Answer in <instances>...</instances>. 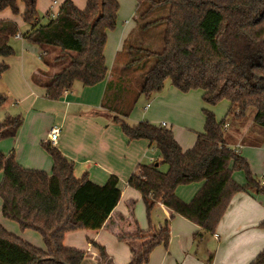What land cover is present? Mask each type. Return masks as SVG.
<instances>
[{
    "label": "trees",
    "instance_id": "obj_1",
    "mask_svg": "<svg viewBox=\"0 0 264 264\" xmlns=\"http://www.w3.org/2000/svg\"><path fill=\"white\" fill-rule=\"evenodd\" d=\"M19 2L24 3L22 17L30 27L21 34L16 22L0 20V58L15 54L12 39L18 34L37 44L44 51L46 65L58 68L44 83L51 99H59L76 82L93 86L107 78L105 47L109 31L117 26L119 0H87L85 8L64 0L46 24H40L38 0H0V11L10 8L17 14ZM137 2V11L146 6L142 18L158 9L157 18L142 23L141 29L165 23L161 48L137 47L141 52L135 57L130 47L127 54L133 58L125 65L141 64L149 57L155 61L143 72L133 96L112 87L104 104L117 112L115 121L129 139H147L161 152L160 160L140 164L128 180V185L141 193L149 224L141 228L136 223L135 233L120 235L130 244L129 264H146L154 248L168 245L170 240L168 221L160 226L151 222L157 203L198 224L199 242L215 233L236 193H264L263 181L252 173L248 160L228 144L225 133L227 122H242L250 115L256 126L264 129V0ZM54 48L59 52L52 59L49 54ZM8 69L9 64L1 61L0 78ZM168 78L182 92L201 90L207 105L203 109L204 130L186 150L172 129L149 120H127L139 97L162 90ZM115 82L122 84V80ZM223 99L230 106L227 115L218 120L213 107ZM7 101L8 96L0 94V106ZM23 122V115L7 114L0 121V141L15 137ZM42 145L53 161L50 173L25 168L14 152L0 151L2 214L16 220L23 230L38 231L45 243V247H37L0 223V264H88L90 254L66 246V234L103 227L121 199L119 178L111 175L106 183L98 184L87 175L77 177L74 162L58 147L49 141ZM163 164L166 170L161 169ZM238 170L245 172V184L234 180ZM198 181L204 184L191 201L177 195L178 186ZM259 227L264 229V221ZM92 245L98 249L96 264H114L103 245L95 241ZM212 260L213 255L207 264ZM249 264H264V250Z\"/></svg>",
    "mask_w": 264,
    "mask_h": 264
},
{
    "label": "crops",
    "instance_id": "obj_2",
    "mask_svg": "<svg viewBox=\"0 0 264 264\" xmlns=\"http://www.w3.org/2000/svg\"><path fill=\"white\" fill-rule=\"evenodd\" d=\"M74 3L80 8H85L87 0L80 1V6L77 2ZM3 17L1 16L0 20L10 19H2ZM125 22L129 23V20ZM133 31L134 27L129 30L122 27L119 32H115V29L109 31L105 47L109 71L105 80L93 86L76 82L59 99L47 97L44 86L58 70L57 66L46 65L42 57L44 51H40L38 59L30 55L22 35L19 37L23 41L22 51L5 59L0 58V62L9 64V69L0 78V94L8 96V101L0 106V120L7 114H21L24 117L16 136L0 141V151L8 154L14 152L17 161L25 168L50 173L53 161L42 143L48 141L50 127L58 125L61 132L54 146L74 162L77 177L87 175L98 184L106 183L111 175L119 178L122 195L118 205L102 228L88 229L92 233L85 234L88 247L85 251L93 254H90L88 264H96L99 258L98 249L92 245L93 241L106 248L114 264H129L132 255L130 244L128 240L120 239V235L135 233L136 223L141 228L147 226L142 216H135V204L143 200L141 193L128 185V180L140 164L161 159L160 150L149 140L129 139L120 124L115 121L117 112L104 104L106 98H110V88L120 87L119 83L115 82H118V79H115L114 65L124 47V41ZM200 94L202 97V91L182 92L170 85L166 92L154 95V102L150 100L144 107L141 106L142 108L134 107L127 120L131 123L149 120L156 125L166 122L167 128L172 129L181 146L185 150L189 149L194 146L198 132L204 130L203 109L207 105H202ZM115 95L114 93L112 97ZM198 105L202 111L201 116L196 114ZM229 106L228 102L225 116ZM197 119L200 121L195 125L193 121ZM184 129L196 131L193 144H187L184 140ZM225 133L228 144L238 149L248 160L250 167L251 164L253 167L255 156L264 159V138L261 140L262 132L253 122L252 115L242 122H227ZM253 174L258 176L257 173ZM261 175L264 177V171ZM233 178L240 184L246 183L244 173L241 175L234 172ZM262 181L264 182V178ZM203 184L204 181H198L180 185L176 193L181 199L189 202ZM123 201L124 206L121 205ZM153 210L157 212V219H163V222L155 224L156 226L168 221L170 240L168 245L161 244L154 248L146 264H207L211 255V264H249L264 250V229L259 227L264 221V193H256L253 190L236 193L215 233L208 234L199 242L196 233L201 227L198 224L162 203H157ZM68 234L64 240L65 245L78 248L73 237L69 240Z\"/></svg>",
    "mask_w": 264,
    "mask_h": 264
},
{
    "label": "rangeland",
    "instance_id": "obj_3",
    "mask_svg": "<svg viewBox=\"0 0 264 264\" xmlns=\"http://www.w3.org/2000/svg\"><path fill=\"white\" fill-rule=\"evenodd\" d=\"M54 1L55 0H38V6L37 7H38V15H39L38 18H39L40 24H46L49 21V19L53 16V12L57 13L59 11V7L64 0H56L57 4H55ZM74 1L77 2V4L80 6L79 2L82 0H74ZM84 1H86V0H84ZM119 1H120V10H119V14H118V22H117V26L115 28V32H119L120 30L122 31V27H125V30H129L132 27H134V31L124 41V45L126 46L125 50H124L125 53L122 55L119 54L117 61L115 62V65H114V67H115L114 72L116 73L115 79L116 80L118 79V81L122 80V84L118 88V90L123 89L124 94H128L129 96H133L134 92L138 89V87L140 85V81L142 79L143 72H145L149 68H151L155 59L153 57L152 58L149 57L143 63H141V64L135 63V64H132L131 66L128 64L125 65V62L129 58H133V56H135V57L138 56V54L141 52V50H139L138 48L141 46L146 47L147 49H151V50H159L161 48L160 44H161V41L163 39L165 23L160 22L157 25L151 26L147 30H142L141 29L142 23L147 22L148 20H153V19L157 18V16H158L157 10L158 9H155L152 12V14L149 15L148 17L142 18L141 13L146 9V6H143L139 11H137L138 2L136 0H119ZM19 7H20V12L17 14H14L10 8H6L5 10L0 11V13L2 14V15H0V18H1V16H4L2 19L10 18L8 20H13L14 22L16 21V23L19 26V33L22 34V33H25L29 29L30 24L26 23L22 17V13L24 10V3L19 2ZM50 9H52V10L50 11ZM126 20H129V23H126L125 22ZM23 41H24L25 45H27V47H28L27 51L30 53V55H32L36 59H38L40 56V51H42L40 49V47L37 44L28 41L27 39L23 38ZM23 41L21 38L18 37V35L12 39V44H13L14 49H15V54H19L22 51V42ZM130 47H132L133 49ZM131 49H132V52L134 51L133 56L127 54V51L130 52ZM58 52H59L58 49H56V48L52 49L51 53L49 54V57H51L53 59V57ZM117 76H119V78ZM170 85H172L171 79L168 78L165 81V85L162 88V90L153 93L151 96H149L148 99H146L145 96H141V98L137 101L135 108L144 107V104L150 100H153V102H154V95H156L160 92H163V93L166 92ZM194 91H196V93H198V91L201 92L200 90H192V93H194ZM200 101H201L202 105L205 104V102L203 101V99L201 97V94H200ZM227 107H228V101L226 99L221 100L220 102H218L214 106L213 109H214V112L216 113V116L218 119H221L225 116L226 111H227ZM196 114H198L200 116L202 115V111L200 110L199 105H198ZM251 119H252V117H251ZM199 121H200V119H197V120L193 121V123H195V125H196L199 123ZM249 121H250V119H249ZM258 128L262 132L261 140H263L264 129L260 128V127H258ZM184 130H186L183 132L184 140H186L187 144H193L195 142V139H196L195 138L196 137V131H194L193 129H184ZM6 154H8V153H6ZM262 160H264L263 157H262ZM262 160L258 156H255V159L253 161L254 169H253L252 164H251V169H252L253 173H257V175H258L256 178L261 179V180H262V178H264L263 175H261V174H263V171H264V162ZM162 168L167 169V165L163 164ZM236 172H239L241 175H243V173L245 174V172L243 170H238ZM2 179H3V172H0V182L2 181ZM123 203H124V201L121 203L122 206H124ZM138 214L140 216H142V218L146 221V226H148L149 220L147 218L146 208H145L144 203L141 202V200L135 204V216L137 218H138ZM156 214H157L156 210H153L151 212V222L154 225L155 224L158 225L159 222L160 223L163 222V219H160V220L157 219ZM0 223L8 231L18 235L19 237H21L22 239H24L28 242H31L35 246L45 247L43 237L38 231H35L32 229L23 230L16 220L6 218L2 214L1 198H0ZM90 231L91 230H88V229H78L76 231L68 232L69 234L67 233L68 234L67 236L69 237V240H72V237H73V239L76 242L75 246H77L78 248L87 250V248H88L87 247V237L85 234L88 233V235H90V233H92ZM138 241H139V243H141L140 240H138ZM90 254H91V256H93L92 253H90Z\"/></svg>",
    "mask_w": 264,
    "mask_h": 264
},
{
    "label": "built area",
    "instance_id": "obj_4",
    "mask_svg": "<svg viewBox=\"0 0 264 264\" xmlns=\"http://www.w3.org/2000/svg\"><path fill=\"white\" fill-rule=\"evenodd\" d=\"M55 4H57L56 0L54 1ZM53 14H57L54 13ZM18 37H20V34H18ZM162 126L167 127V123L166 122H162L161 123ZM60 132H61V128L58 125H52L49 129V137H48V141L54 145L56 144V142L58 141V138L60 136ZM236 150V152H239L238 149L234 148ZM264 183V182H263Z\"/></svg>",
    "mask_w": 264,
    "mask_h": 264
}]
</instances>
